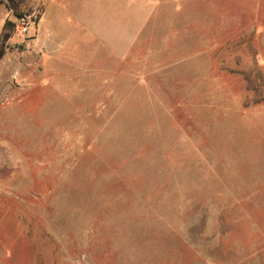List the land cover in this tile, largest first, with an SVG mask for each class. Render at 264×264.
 <instances>
[{"label": "rangeland", "instance_id": "rangeland-1", "mask_svg": "<svg viewBox=\"0 0 264 264\" xmlns=\"http://www.w3.org/2000/svg\"><path fill=\"white\" fill-rule=\"evenodd\" d=\"M0 264H264V0H0Z\"/></svg>", "mask_w": 264, "mask_h": 264}, {"label": "built area", "instance_id": "built-area-1", "mask_svg": "<svg viewBox=\"0 0 264 264\" xmlns=\"http://www.w3.org/2000/svg\"><path fill=\"white\" fill-rule=\"evenodd\" d=\"M20 29H21V33H22V34H27V32H28V28H27L25 22H22V23H21V27H20Z\"/></svg>", "mask_w": 264, "mask_h": 264}, {"label": "crops", "instance_id": "crops-1", "mask_svg": "<svg viewBox=\"0 0 264 264\" xmlns=\"http://www.w3.org/2000/svg\"><path fill=\"white\" fill-rule=\"evenodd\" d=\"M46 16H48V15H46ZM46 16L44 17V21H45V22H46V20H48V18H47Z\"/></svg>", "mask_w": 264, "mask_h": 264}]
</instances>
